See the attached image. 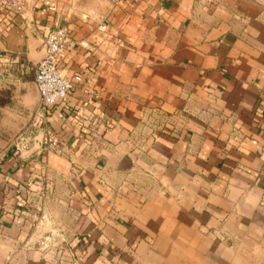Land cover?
Returning <instances> with one entry per match:
<instances>
[{
    "label": "crops",
    "instance_id": "obj_1",
    "mask_svg": "<svg viewBox=\"0 0 264 264\" xmlns=\"http://www.w3.org/2000/svg\"><path fill=\"white\" fill-rule=\"evenodd\" d=\"M110 6L0 9V264H264V0ZM56 28L84 80L42 116Z\"/></svg>",
    "mask_w": 264,
    "mask_h": 264
},
{
    "label": "built area",
    "instance_id": "obj_2",
    "mask_svg": "<svg viewBox=\"0 0 264 264\" xmlns=\"http://www.w3.org/2000/svg\"><path fill=\"white\" fill-rule=\"evenodd\" d=\"M125 0H110V9L101 19L96 31L106 33L112 24V15ZM28 0H0V9L11 15H25ZM46 56L36 65L35 86L40 94L39 113L48 115L59 103L69 98L76 84L83 83L82 73L67 76L63 73L62 61L66 52L75 47L76 42L65 28H56L45 37ZM84 45V41L81 42Z\"/></svg>",
    "mask_w": 264,
    "mask_h": 264
},
{
    "label": "rangeland",
    "instance_id": "obj_3",
    "mask_svg": "<svg viewBox=\"0 0 264 264\" xmlns=\"http://www.w3.org/2000/svg\"><path fill=\"white\" fill-rule=\"evenodd\" d=\"M5 98H6V95H5V97H4V95L0 97V99H1L2 101L5 100ZM7 98H8V97H7ZM3 102H4V101H3Z\"/></svg>",
    "mask_w": 264,
    "mask_h": 264
},
{
    "label": "water",
    "instance_id": "obj_4",
    "mask_svg": "<svg viewBox=\"0 0 264 264\" xmlns=\"http://www.w3.org/2000/svg\"><path fill=\"white\" fill-rule=\"evenodd\" d=\"M45 49H46V47H45ZM45 56H46V52H45ZM45 56H44L41 60H43V59L45 58ZM41 60H40V61H41ZM40 61H39V62H40ZM39 62H38V63H39ZM36 89H37V88H36ZM37 91H38V90H37ZM38 93H39V92H38ZM39 96H40V94H39Z\"/></svg>",
    "mask_w": 264,
    "mask_h": 264
},
{
    "label": "trees",
    "instance_id": "obj_5",
    "mask_svg": "<svg viewBox=\"0 0 264 264\" xmlns=\"http://www.w3.org/2000/svg\"><path fill=\"white\" fill-rule=\"evenodd\" d=\"M3 103H4V102L0 99V105H3Z\"/></svg>",
    "mask_w": 264,
    "mask_h": 264
}]
</instances>
